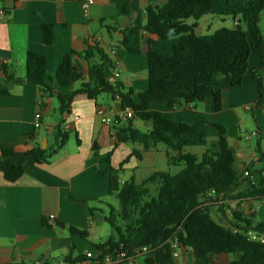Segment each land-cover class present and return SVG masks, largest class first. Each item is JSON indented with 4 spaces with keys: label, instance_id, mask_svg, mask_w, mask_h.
<instances>
[{
    "label": "crops",
    "instance_id": "0c3cea01",
    "mask_svg": "<svg viewBox=\"0 0 264 264\" xmlns=\"http://www.w3.org/2000/svg\"><path fill=\"white\" fill-rule=\"evenodd\" d=\"M89 1L0 0V12H5L0 18V160L3 159L2 149H11L7 162L24 168V175L14 183L8 182L0 172L1 264H43L46 260L67 264L68 256L72 260L79 259L74 263L106 264L94 246L115 238L107 219L112 209L120 210V201L110 194L109 176L102 172L109 166L105 159L112 154L110 165L118 170L122 183L128 181L123 179L126 174L129 180L134 177L138 184L156 172L171 174L156 168L165 161L172 166L166 146L152 144L145 150L139 144L118 145L117 128L105 125L97 113L103 108L109 115L121 114L124 111L121 99L116 96L103 93L91 100L86 94H79L69 113L61 114L56 96H45L33 83L17 82L26 78L29 51L46 57L48 72L53 77L64 56L73 51V66L82 80L75 82L71 89H64L55 81L56 93L81 89L89 82L91 67L101 66L111 86L122 87L124 93L134 91L133 100L139 103L138 94L149 87V43L153 42L156 52L172 55L180 41L179 36L162 41L144 30L148 7H162L166 0L153 3L150 0H92L94 4L85 10L83 5ZM234 10L225 1L221 2L214 13L198 22L196 34L210 39L222 28L236 30L241 15L235 18ZM229 18L233 19V27H228ZM194 22L193 19L186 21L188 25ZM42 24L55 26L51 46L44 42ZM133 28L138 31L128 32ZM261 32L264 35V31ZM260 69L262 60L252 52L246 80L238 87L224 90L220 113L213 110L212 99L176 106L155 101L150 110L161 112L173 121L196 126L204 138L199 135L192 138L185 152L200 158L219 139L213 125L225 126L230 147L236 154V170L242 178H250L252 184L257 185L260 177L256 172L264 168L257 148L259 144L264 152V107L255 106L259 83L253 73ZM261 74L264 76V69ZM38 113L42 116V126L35 130ZM133 123L143 132L152 130L151 122L134 118ZM60 129L69 133V140L51 155L60 143L57 136ZM253 134L256 146L253 137L246 140ZM36 149L40 152L30 155ZM134 151L140 152L141 160L131 157ZM127 158L129 162L121 169ZM176 168L177 174L183 166ZM144 169L147 176H140ZM245 172L249 175L245 176ZM250 185L246 182L239 192H246ZM151 189L156 196L157 187ZM221 204L225 206L223 210L217 206L219 202L206 203L213 206V217L223 225H231L235 212L250 217L254 224L264 222V198L226 199ZM44 220L48 226L44 225ZM70 227L88 232V238L71 235ZM88 252H92L93 259L87 258ZM238 258L232 254L210 255L206 261L197 258L192 248L174 244V264H231ZM140 264H147L146 258L140 259Z\"/></svg>",
    "mask_w": 264,
    "mask_h": 264
},
{
    "label": "trees",
    "instance_id": "16d2710c",
    "mask_svg": "<svg viewBox=\"0 0 264 264\" xmlns=\"http://www.w3.org/2000/svg\"><path fill=\"white\" fill-rule=\"evenodd\" d=\"M154 1L150 0L151 3ZM223 1L235 9L232 13L235 18L241 15L237 29L222 28L210 39L198 36L195 32L198 22L214 13ZM263 12L264 0H166L162 7L150 5L144 30L162 41L175 36H179L180 41L172 55L156 52L152 48L153 42L149 43V87L138 94V104L133 100L134 91L124 93L122 87H113L108 83L101 66L91 67L89 82L83 84L81 89L67 94L56 93L55 81L64 89H71L75 82L82 80V75L73 66L75 53L70 51L64 56L53 77L48 72L46 57L28 52L26 78L17 82L33 83L41 88L45 96H56L61 114L69 113L71 104L79 94H86L91 100L103 93L119 95L123 110L131 108L134 118L152 123V130L143 132L134 126V118L129 119L125 125L116 127L118 145L133 143L148 150L152 144H162L168 148L169 163L176 167L183 166L175 175L156 172L141 184L134 177L122 183L118 170L110 165V153L105 159L109 166L102 172L109 176L110 194L120 201V210L112 209L107 219L115 238L94 246L103 256L121 246L129 256L137 249L151 247L153 252L147 257V264H174L173 244L177 242L192 248L197 258L206 261L210 255L232 254L239 258L231 264H264V245L250 240L246 235L251 231L264 234V222L254 224L250 217L235 212L231 225H223L213 217V206L206 205L214 200L223 210L225 206L221 202L226 199L264 198V168L256 172L260 177L257 185H253L250 178H242L236 170L237 158L230 147L227 128L219 124L213 125L219 132L217 143L201 158L186 153L185 149L192 138L198 135L204 138L197 127L173 121L161 112L150 110L151 103L155 101H166L170 106H176L212 99L213 110L220 113L223 110L224 90L238 87L246 80L252 52L262 60V69L253 73L259 83V97L255 106L264 107L261 74L264 69V35L260 29ZM190 19L195 21L194 24L186 23ZM42 30L45 44L53 45L55 26L42 24ZM137 31L133 28L128 32ZM132 52L140 53L139 50ZM57 136L60 143L51 155L69 140V133L61 129ZM257 148L264 163V152L259 144ZM39 152L36 149L30 155L36 156ZM11 154V149H2L0 172L8 182L14 183L24 175V168L7 162ZM131 157L142 159L139 151H134ZM128 162L129 158L123 162L121 169ZM246 182L251 183L249 189L239 192ZM153 186L157 187L156 196L152 195ZM44 225L48 226L45 220ZM69 231L73 236H89L88 232L75 227H70ZM65 261L71 264L79 262V259L72 260L68 256ZM43 264L53 263L46 260Z\"/></svg>",
    "mask_w": 264,
    "mask_h": 264
},
{
    "label": "built area",
    "instance_id": "2783aa9c",
    "mask_svg": "<svg viewBox=\"0 0 264 264\" xmlns=\"http://www.w3.org/2000/svg\"><path fill=\"white\" fill-rule=\"evenodd\" d=\"M94 2L90 0L88 3L84 4L83 7L86 10L89 6L93 5ZM5 15L4 11L0 12V18ZM116 77H119V75H116ZM116 99L120 100L121 97L119 95L116 96ZM98 116L102 119L103 123L109 127H118L122 124L124 121H128L129 119L134 118V112L131 108L125 109L121 114L119 115H109L108 112L103 109H98ZM41 114H36L35 117V130H38L41 128ZM253 135H248L246 137L247 141H250L252 139ZM249 173L245 172V176H248ZM54 217H51L53 219ZM247 237L255 242H258L260 244L264 245V234L263 233H257V232H248ZM176 244H179L175 242ZM174 243V244H175ZM174 244H173V256H174ZM153 252V249L151 247H143L141 249H137L135 253L132 256H129L128 253L123 249L121 246L119 249L114 250L113 253L103 256L100 252V257L102 258L103 262L106 264H140V259L146 258ZM88 259H93L92 252L87 253ZM1 264V261H0ZM71 264H81V263H71Z\"/></svg>",
    "mask_w": 264,
    "mask_h": 264
},
{
    "label": "rangeland",
    "instance_id": "374dc122",
    "mask_svg": "<svg viewBox=\"0 0 264 264\" xmlns=\"http://www.w3.org/2000/svg\"><path fill=\"white\" fill-rule=\"evenodd\" d=\"M234 26V22H233V19L232 18H229L228 19V27H233ZM260 29L261 31H264V12L262 13V16H261V23H260ZM250 118L252 119V116L250 115ZM252 123L255 127V123L253 122L252 120ZM249 133H251V131H248ZM248 133H245V135H247ZM253 144L254 146L257 145V141L255 140V138L253 137ZM156 168H158V170H163V171H166V172H171V174H176V170L177 168L174 167V166H168L166 161L164 163H159L158 165H156ZM146 172V170L144 169L141 173L140 176L144 175V173ZM144 176H147V175H144ZM123 179L124 180H129V175L126 174L125 176H123Z\"/></svg>",
    "mask_w": 264,
    "mask_h": 264
},
{
    "label": "water",
    "instance_id": "95a60500",
    "mask_svg": "<svg viewBox=\"0 0 264 264\" xmlns=\"http://www.w3.org/2000/svg\"><path fill=\"white\" fill-rule=\"evenodd\" d=\"M263 83H264V76H263Z\"/></svg>",
    "mask_w": 264,
    "mask_h": 264
}]
</instances>
